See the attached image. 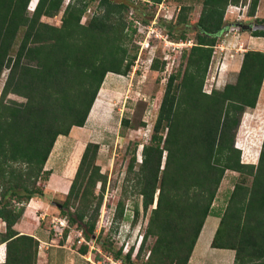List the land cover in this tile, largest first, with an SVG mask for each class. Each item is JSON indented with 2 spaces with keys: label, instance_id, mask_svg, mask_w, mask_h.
Masks as SVG:
<instances>
[{
  "label": "trees",
  "instance_id": "1",
  "mask_svg": "<svg viewBox=\"0 0 264 264\" xmlns=\"http://www.w3.org/2000/svg\"><path fill=\"white\" fill-rule=\"evenodd\" d=\"M32 1L0 0V77L9 70L0 93V219L5 222L0 244L6 245L0 264H39V240L15 225L32 198L45 196L41 182L51 177L46 163L58 136L84 126L107 73L127 75L135 61L125 31L129 0H100L102 12L86 22L88 1L71 0L60 25L43 16L57 15L64 0H37L31 10ZM243 3L254 16L260 0H203L196 43L183 50L181 65L157 100L158 114L141 161L135 145L124 192L130 188L141 197L133 206L136 220L140 206L146 213L155 206L135 256L134 247L123 252V247L102 243L123 264H188L213 214L220 221L212 247L234 250L232 264H264V136L257 163L242 161L236 145L244 112L258 102L264 51L244 52L235 82L204 89L226 9ZM178 21L186 17L181 14ZM252 34L264 36V30ZM159 67L154 59L151 68ZM11 93L25 100L11 99ZM121 121L129 125L127 118ZM99 148L87 143L66 198L57 204L68 219L62 241L73 225L88 239L95 234L107 178L97 163ZM227 170L239 176L225 207L214 211ZM98 182L102 189L97 195ZM122 203L114 219L124 216ZM150 238L154 242L148 246ZM145 249L149 253L142 258ZM87 251V245L80 247V253Z\"/></svg>",
  "mask_w": 264,
  "mask_h": 264
},
{
  "label": "rangeland",
  "instance_id": "2",
  "mask_svg": "<svg viewBox=\"0 0 264 264\" xmlns=\"http://www.w3.org/2000/svg\"><path fill=\"white\" fill-rule=\"evenodd\" d=\"M70 1L64 0L62 9L57 15L43 16V20L60 25L65 6ZM87 1L88 8L82 22L102 12V8L99 7L100 0ZM129 1L132 6L126 14L125 31L131 38L127 43L129 52L135 55L132 69L127 75L107 73L86 124L82 127H73L68 135L58 136L46 163V168L51 169L52 174L48 181L41 182L45 195L42 199L47 201L50 209L47 212L41 208L35 209V213H38L37 218L33 214L36 219L31 222L34 225L36 223L40 235H42L41 232H46L50 238H54L51 240L53 244L66 246L47 249V245L39 241V264H88L86 256L90 255V251L93 256L102 257L104 254H109V251L102 246L103 242L112 243L114 249L123 247V252L134 247L133 255L135 256L145 232L151 208L155 206L153 204L148 213L144 212L143 205L140 206L136 220L133 206L135 203H141V197L130 188L128 192H124L126 178H128V164L136 143H138L137 160L141 161L143 143L150 138L158 114L157 100L164 93L170 74L181 65L183 50L196 43V34L200 30L196 24L201 14L203 0H163L162 6L154 1L153 4L146 0ZM36 2L37 0L32 1L31 10ZM181 14L186 17V21H178ZM261 19H264V0H260L254 16L248 15V3L227 7L224 24L218 32L219 40L206 76L204 85L206 91L222 88L225 84L236 81L246 50L264 51V36H254L251 28ZM182 33L186 34L185 38L180 37ZM154 59H157L159 69L151 68ZM8 72V69L4 70L0 77V93ZM263 85L264 81L256 107L247 108L237 130L236 145L241 148V158L244 162L257 163L262 145ZM9 98L17 101L25 100L23 96L14 93H11ZM122 118H127L129 125H124ZM88 142L99 144L97 163L101 167V172L107 177L95 234L92 239H88L80 227L73 225L69 228L68 237L62 241L63 234L60 233L59 222L62 219L66 220L67 217L61 215L57 204L65 200ZM238 176L239 173L236 171L225 172L214 202V211H220L225 207L227 197ZM101 186L102 184L98 182L95 191L97 195L101 193ZM120 202H123L121 206L124 207V216L114 219ZM71 210L74 209L71 208ZM39 213H42L43 218L40 219ZM1 221L0 219V230H4L5 222ZM219 221L220 218L215 214L207 217L188 264L233 263L234 250L211 246ZM153 242V238L148 239V246ZM4 244H0V261H3L5 256L6 245ZM83 245L88 246L85 254L80 253V247ZM145 251L142 258L148 256L149 252L147 249Z\"/></svg>",
  "mask_w": 264,
  "mask_h": 264
},
{
  "label": "crops",
  "instance_id": "3",
  "mask_svg": "<svg viewBox=\"0 0 264 264\" xmlns=\"http://www.w3.org/2000/svg\"><path fill=\"white\" fill-rule=\"evenodd\" d=\"M259 37V36H257ZM37 208H41L43 210H45L47 212V210H49V204L47 203V201H45V199H42V198H32L27 204H26V209H25V212L23 214V217L22 219L16 223L15 225V229H17L20 233H30L32 235H35L36 237H38L39 241L42 242V244L44 245H47L46 248L49 249L50 247H57L58 249V246L60 247H65L66 245L65 244H62V245H58V244H53V242L51 240H54V238H50V236L47 235L46 232L42 233V235H40L38 233V226H36V223L35 225L31 222V220H35L37 218V214L38 213H35V209ZM33 214H35V217H33ZM39 217L40 219L43 218L42 217V213L40 214L39 213ZM39 220V219H38ZM2 222V221H1ZM39 235V236H38ZM5 246V244H4ZM56 249V248H55ZM5 255V254H4ZM5 260V256H4V259L3 261ZM2 260L0 262H3Z\"/></svg>",
  "mask_w": 264,
  "mask_h": 264
},
{
  "label": "built area",
  "instance_id": "4",
  "mask_svg": "<svg viewBox=\"0 0 264 264\" xmlns=\"http://www.w3.org/2000/svg\"><path fill=\"white\" fill-rule=\"evenodd\" d=\"M132 2H134L135 0H131ZM148 2H151L153 4V2L151 0H146ZM160 6L163 5V0L160 2L159 4ZM133 8V7H132ZM68 219H62L60 220V233L63 234V228H65L66 226H68ZM100 251V250H99ZM128 251V250H127ZM126 251V252H127ZM89 256H86L87 262L89 264H123V261L121 258H116L115 256H113L112 254H104L102 257L99 256L97 257V255L93 256L91 251L89 253Z\"/></svg>",
  "mask_w": 264,
  "mask_h": 264
},
{
  "label": "water",
  "instance_id": "5",
  "mask_svg": "<svg viewBox=\"0 0 264 264\" xmlns=\"http://www.w3.org/2000/svg\"><path fill=\"white\" fill-rule=\"evenodd\" d=\"M253 30L262 29L264 30V23H256L251 27Z\"/></svg>",
  "mask_w": 264,
  "mask_h": 264
},
{
  "label": "clouds",
  "instance_id": "6",
  "mask_svg": "<svg viewBox=\"0 0 264 264\" xmlns=\"http://www.w3.org/2000/svg\"><path fill=\"white\" fill-rule=\"evenodd\" d=\"M170 19H171V18H170ZM66 227H68V226H66ZM66 227H65V228H66ZM139 245H140V244H139ZM87 263H88V262H87Z\"/></svg>",
  "mask_w": 264,
  "mask_h": 264
},
{
  "label": "bare ground",
  "instance_id": "7",
  "mask_svg": "<svg viewBox=\"0 0 264 264\" xmlns=\"http://www.w3.org/2000/svg\"><path fill=\"white\" fill-rule=\"evenodd\" d=\"M264 86V85H263ZM260 101V100H259ZM263 127V126H262ZM261 139V138H260ZM259 148V147H258Z\"/></svg>",
  "mask_w": 264,
  "mask_h": 264
}]
</instances>
